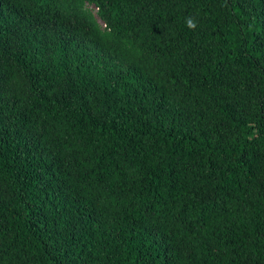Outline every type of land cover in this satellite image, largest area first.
Returning <instances> with one entry per match:
<instances>
[{"label":"trees","instance_id":"obj_1","mask_svg":"<svg viewBox=\"0 0 264 264\" xmlns=\"http://www.w3.org/2000/svg\"><path fill=\"white\" fill-rule=\"evenodd\" d=\"M0 264H264V0H0Z\"/></svg>","mask_w":264,"mask_h":264},{"label":"clouds","instance_id":"obj_2","mask_svg":"<svg viewBox=\"0 0 264 264\" xmlns=\"http://www.w3.org/2000/svg\"><path fill=\"white\" fill-rule=\"evenodd\" d=\"M186 23L188 24V26L190 28H195L196 27V24L194 23L193 19L192 18H188Z\"/></svg>","mask_w":264,"mask_h":264}]
</instances>
